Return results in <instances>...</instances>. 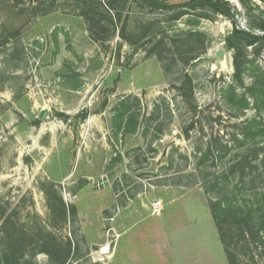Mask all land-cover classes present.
Here are the masks:
<instances>
[{
	"label": "rangeland",
	"instance_id": "1",
	"mask_svg": "<svg viewBox=\"0 0 264 264\" xmlns=\"http://www.w3.org/2000/svg\"><path fill=\"white\" fill-rule=\"evenodd\" d=\"M84 1L104 23L85 19L82 0H0V248L19 264H230L205 186L248 152L236 141L247 121H264L249 94L247 109L227 98L246 92L226 45L232 19ZM259 16L237 8L244 29ZM243 60L255 62L250 87L264 50ZM133 115L135 130L119 128ZM259 174L243 187L230 177L240 200L264 193ZM245 245L240 264H264Z\"/></svg>",
	"mask_w": 264,
	"mask_h": 264
},
{
	"label": "trees",
	"instance_id": "2",
	"mask_svg": "<svg viewBox=\"0 0 264 264\" xmlns=\"http://www.w3.org/2000/svg\"><path fill=\"white\" fill-rule=\"evenodd\" d=\"M128 1V0H127ZM143 3L148 8L154 10H163L173 12L179 9H186L177 12V16L173 20H178L189 11L197 9H204L213 11L217 14L231 18L234 28L226 39V45L229 50L234 53V81L241 88L246 89V92L239 94L235 86H231L227 92L229 102L235 103L236 107L247 109L250 105L247 94L255 102L256 108L261 109L264 105V73L259 72L256 68V75H254V83L250 87H246L243 81V73L246 70L245 64H254L255 62H245L243 60L245 51L249 48L253 49V53L258 56L264 50V10L254 3L253 0H238L237 4H233L230 0H191L188 3L171 5L170 0H135ZM94 3H98L94 1ZM254 5L260 12V18H256L248 25V29L239 26L237 21V8L242 6ZM112 5V4H110ZM111 10L115 8H111ZM82 15L90 23L99 26L103 22V14H100L96 6L91 2L87 3L82 0ZM97 16H100L98 20ZM204 17H209L204 14ZM111 25H114V19L109 20ZM91 31L96 28L90 27ZM258 29V31H257ZM255 65V64H254ZM183 98L189 97L187 88L182 90ZM125 106H123L124 109ZM123 109L120 110V116H123ZM119 118V117H118ZM153 116L150 117V120ZM125 123V129L135 130L138 126L135 116H130L126 120H119V128ZM257 139L260 142L257 143ZM238 145H248V152L240 162L229 167L226 172L219 173L209 180L206 184V192L210 196V208L217 226V229L225 247L228 260L230 264H240L238 249L240 245L246 244V249L250 250V245L255 246V250L260 249L259 256H264V193L255 194L253 198L248 201L240 200L238 194L232 191V188L238 189V186H231L230 177L239 175L240 187L246 184H255L257 178L261 174L264 175V121L263 118L257 116L252 120H248L244 126L242 137L236 140ZM228 146H223L221 151L228 152ZM226 154L220 155L217 159L223 160ZM211 156V149L206 151L196 150L195 158L198 159L197 169L204 168V165ZM201 171V170H200ZM262 175V176H263ZM249 179V180H248ZM251 179V180H250ZM208 180V179H207ZM264 181V177H262ZM248 182V183H247ZM252 251V249H251ZM254 259V258H253ZM0 264H19L15 258L14 253L8 252L0 248Z\"/></svg>",
	"mask_w": 264,
	"mask_h": 264
},
{
	"label": "built area",
	"instance_id": "3",
	"mask_svg": "<svg viewBox=\"0 0 264 264\" xmlns=\"http://www.w3.org/2000/svg\"><path fill=\"white\" fill-rule=\"evenodd\" d=\"M160 206H161V203H157V204H156V207H160Z\"/></svg>",
	"mask_w": 264,
	"mask_h": 264
},
{
	"label": "water",
	"instance_id": "4",
	"mask_svg": "<svg viewBox=\"0 0 264 264\" xmlns=\"http://www.w3.org/2000/svg\"><path fill=\"white\" fill-rule=\"evenodd\" d=\"M220 53H221L220 58H223V57H222V52H220Z\"/></svg>",
	"mask_w": 264,
	"mask_h": 264
},
{
	"label": "bare ground",
	"instance_id": "5",
	"mask_svg": "<svg viewBox=\"0 0 264 264\" xmlns=\"http://www.w3.org/2000/svg\"><path fill=\"white\" fill-rule=\"evenodd\" d=\"M224 60V59H223Z\"/></svg>",
	"mask_w": 264,
	"mask_h": 264
}]
</instances>
